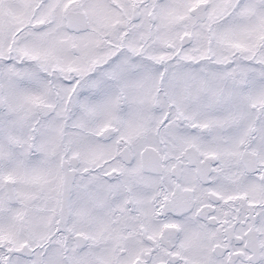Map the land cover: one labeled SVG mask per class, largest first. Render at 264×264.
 Returning <instances> with one entry per match:
<instances>
[{
    "label": "snow or ice",
    "instance_id": "6c2138e0",
    "mask_svg": "<svg viewBox=\"0 0 264 264\" xmlns=\"http://www.w3.org/2000/svg\"><path fill=\"white\" fill-rule=\"evenodd\" d=\"M0 264H264V0H0Z\"/></svg>",
    "mask_w": 264,
    "mask_h": 264
}]
</instances>
